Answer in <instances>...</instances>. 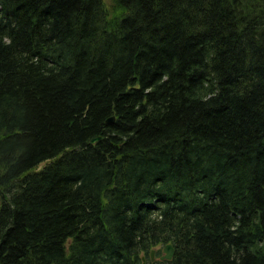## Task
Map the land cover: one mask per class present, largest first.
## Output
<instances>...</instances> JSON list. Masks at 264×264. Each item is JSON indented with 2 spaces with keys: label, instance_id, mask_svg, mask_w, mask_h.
I'll list each match as a JSON object with an SVG mask.
<instances>
[{
  "label": "trees",
  "instance_id": "1",
  "mask_svg": "<svg viewBox=\"0 0 264 264\" xmlns=\"http://www.w3.org/2000/svg\"><path fill=\"white\" fill-rule=\"evenodd\" d=\"M105 3L0 0V264H264V0Z\"/></svg>",
  "mask_w": 264,
  "mask_h": 264
},
{
  "label": "water",
  "instance_id": "2",
  "mask_svg": "<svg viewBox=\"0 0 264 264\" xmlns=\"http://www.w3.org/2000/svg\"><path fill=\"white\" fill-rule=\"evenodd\" d=\"M95 139L90 140V143L94 142ZM162 256L159 258L160 260L169 261V259L173 256L174 250L172 249L171 245H165L161 249ZM154 251L150 250V259L153 258Z\"/></svg>",
  "mask_w": 264,
  "mask_h": 264
},
{
  "label": "rangeland",
  "instance_id": "3",
  "mask_svg": "<svg viewBox=\"0 0 264 264\" xmlns=\"http://www.w3.org/2000/svg\"><path fill=\"white\" fill-rule=\"evenodd\" d=\"M105 4H106V6H108L109 7V11H113V9H114V6L112 5V3H111V0H105ZM42 166V165H41ZM153 255H154V253H153ZM153 259V258H152Z\"/></svg>",
  "mask_w": 264,
  "mask_h": 264
},
{
  "label": "bare ground",
  "instance_id": "4",
  "mask_svg": "<svg viewBox=\"0 0 264 264\" xmlns=\"http://www.w3.org/2000/svg\"><path fill=\"white\" fill-rule=\"evenodd\" d=\"M112 122H113V117H110L109 119L106 120V124H107V123L110 124V123H112ZM97 139H98V138H96V139L94 140V142H96ZM94 142H92V143H94Z\"/></svg>",
  "mask_w": 264,
  "mask_h": 264
},
{
  "label": "flooded vegetation",
  "instance_id": "5",
  "mask_svg": "<svg viewBox=\"0 0 264 264\" xmlns=\"http://www.w3.org/2000/svg\"><path fill=\"white\" fill-rule=\"evenodd\" d=\"M152 261H153V259H152Z\"/></svg>",
  "mask_w": 264,
  "mask_h": 264
}]
</instances>
